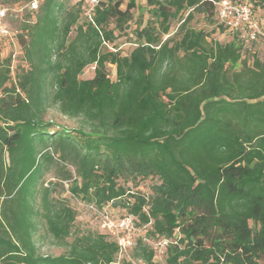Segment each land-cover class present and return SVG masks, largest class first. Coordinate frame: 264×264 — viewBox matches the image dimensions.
I'll list each match as a JSON object with an SVG mask.
<instances>
[{"label":"trees","instance_id":"1","mask_svg":"<svg viewBox=\"0 0 264 264\" xmlns=\"http://www.w3.org/2000/svg\"><path fill=\"white\" fill-rule=\"evenodd\" d=\"M33 1L0 0L26 17L17 59L0 52V264H159L156 239L169 240L167 264H264V60L246 56L256 41L212 38L225 29L219 0H146L150 18L123 54L138 0ZM248 1L264 33V0ZM197 13L212 31L191 25ZM52 109L81 125L47 120ZM66 191L133 214L128 252L99 226L76 227ZM39 221L63 253L42 252Z\"/></svg>","mask_w":264,"mask_h":264},{"label":"rangeland","instance_id":"2","mask_svg":"<svg viewBox=\"0 0 264 264\" xmlns=\"http://www.w3.org/2000/svg\"><path fill=\"white\" fill-rule=\"evenodd\" d=\"M123 1H124L123 7H125L128 0H123ZM92 2L93 1L91 0L89 5H91ZM137 2H138V7L133 10L134 17L130 23V26L127 28L128 35L127 34L120 35L116 41L117 46H118L117 49L120 50L123 54L129 53L134 47V44H135L134 41H136L134 29L137 27V25H139L138 23L142 21L143 23L142 27H144L150 18V13L147 10L148 8L146 7V0H138ZM262 11L264 12V9ZM18 13L20 15L18 17L15 16L13 22L11 23V27L14 30H16L18 26L21 24V22L23 21V19L26 18L25 14L23 15L22 12H18ZM261 16L263 15L261 14ZM261 21L264 24V16H263V20ZM177 23L178 21L176 20L173 21L172 27L176 28ZM191 25H193L194 27L198 29H205L207 31H212V29H214L215 27L214 23L211 20L207 19L202 13L195 14L193 19L191 20ZM223 26L225 27L224 31H222V28L221 29L216 28V33H213L212 38H216L218 41L222 43H226L232 39V34L229 33L232 31L228 30L224 24ZM239 31H235V32H239ZM240 33L241 34L239 35H240L241 40H244V39L249 40V34L247 30H244L243 32L240 31ZM261 42H262L261 39H259V41H256L254 44L252 43L253 46L250 48L252 50L251 51L249 50L247 52L246 54L247 58L251 60L253 58L254 53L256 52L255 54H258V56L264 60V45H262ZM20 51L21 50L18 48V46L15 47L14 45H11V44H7L6 46L4 45L0 46V52L2 53L3 56H6V57L9 56V54H13L15 59H17V56L20 54ZM110 74L112 78H115L114 67L110 68ZM93 76H94L93 66L87 67L84 70L83 74L81 75L82 78H91ZM1 93L2 92L0 91V95ZM46 119L47 120L53 119L55 120V122L59 124H63L71 129H75L81 125V119L66 118L60 113H58L56 109L50 110L46 115ZM52 175H53V171L50 170L46 173L45 177L47 179H50ZM152 182L153 180L151 179H147L143 181L141 183V186L138 187L137 190H141L143 192H149V188ZM63 197H67V200H69L70 205H72L74 208L78 210V218L76 221V227H78L81 231H84V232H87L89 230L96 231V228H98V226L100 227L101 215L98 210L93 209L92 211L91 206L88 207L81 201L76 200L75 198L71 196V194L68 191L63 193ZM115 210L116 212H113V214H120L119 209H115ZM38 227H39V230H38V233L35 239L41 245L43 244L41 250L44 254L49 253L53 255H59L65 251V247H59L51 243L52 238L47 233L46 226L44 225L43 222L39 221Z\"/></svg>","mask_w":264,"mask_h":264},{"label":"built area","instance_id":"3","mask_svg":"<svg viewBox=\"0 0 264 264\" xmlns=\"http://www.w3.org/2000/svg\"><path fill=\"white\" fill-rule=\"evenodd\" d=\"M93 4L96 0H92ZM218 16L226 28L230 31L247 30L249 39L252 41H259V36L263 33L261 22L255 18V14L248 0H240L238 2H231L229 0H219L216 2ZM29 9H36L38 7V0H34L27 5ZM93 6L87 11H91ZM20 9H9L0 6V43L15 44L16 31L12 29L10 19L13 17L12 13L21 11ZM264 38V33L262 34ZM92 207V206H91ZM101 215L100 229L115 238L120 246V254L128 252L134 244V236L138 229L136 226V217L133 214H113V212L105 209L99 212ZM147 242L155 249V259L159 264H167L164 261L166 254V246L169 240L156 239L147 240ZM138 264H146L138 262Z\"/></svg>","mask_w":264,"mask_h":264},{"label":"crops","instance_id":"4","mask_svg":"<svg viewBox=\"0 0 264 264\" xmlns=\"http://www.w3.org/2000/svg\"><path fill=\"white\" fill-rule=\"evenodd\" d=\"M15 47H17V45L16 44H13Z\"/></svg>","mask_w":264,"mask_h":264}]
</instances>
